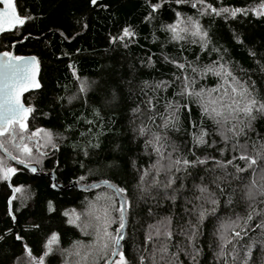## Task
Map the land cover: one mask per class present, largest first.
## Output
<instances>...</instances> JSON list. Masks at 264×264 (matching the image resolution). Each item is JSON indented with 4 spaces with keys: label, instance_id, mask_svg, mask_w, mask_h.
<instances>
[{
    "label": "trees",
    "instance_id": "1",
    "mask_svg": "<svg viewBox=\"0 0 264 264\" xmlns=\"http://www.w3.org/2000/svg\"><path fill=\"white\" fill-rule=\"evenodd\" d=\"M205 3L229 12L216 15L198 5L205 12L201 15L191 4H177L176 0H97L96 5L91 0H15L16 12L28 19L22 26L0 35V50L13 49L15 56L32 55L37 59L40 87L23 96L24 103L33 109L27 123L30 131H50L55 147H41L40 152L45 153L42 156L33 149L32 161L40 166L39 174L14 166L17 171L10 175V181L0 179V264H38L41 258L43 264H77L80 257L76 253L82 252L77 242L87 245L92 241L82 231V224L87 221L82 214L89 211V203L104 193L114 197L116 208L120 206L117 195L107 186L54 190L50 177L44 175L50 171L65 186L105 180L126 190L123 197L129 202L127 226L119 253L125 254L128 264H141V257L144 264H154V260L156 264H223L217 256V229L229 218L247 217L253 207L259 215H254L247 235L237 244V264H264V227H256L264 222V203L260 202L264 198L257 197L252 204L245 195L246 186L261 177L252 169L237 173L233 165H228L226 175L215 163L236 156L234 165L246 168L245 162L238 159L241 151H233L232 145L247 144L249 154L255 156L252 145L264 144V114L256 113L244 134L225 144L216 125L198 104L178 95L184 76L196 80L197 89L216 87V76L201 78L200 73H193L187 66L202 71L219 61L264 99V15L257 14L264 0ZM156 4L160 7L153 12ZM235 9L242 11L232 16L231 10ZM177 12L185 18L191 16L207 33L203 50L198 38H171L166 26L176 21ZM125 28L134 36L114 39L122 36ZM193 39L197 42L192 43ZM177 63L185 64L186 69L181 71ZM82 81L88 85L84 92L80 90ZM162 82L165 86L157 88ZM149 99L159 112L168 102L189 104L190 110L181 108L178 113L176 128L168 130L170 140L179 148L174 155L189 160L209 158L206 164L188 169L190 175L183 171L174 173L179 179L169 189L151 187L153 177L165 182L168 177L163 173L156 175L153 165L157 155L152 146H146L150 137L140 136L138 131L142 122L150 124L152 132L159 131V118L156 124L147 120L145 102ZM137 107L141 113L134 114ZM201 129L210 135L205 137L206 144L196 146L193 137ZM0 140L5 141L13 155L22 156L6 137ZM253 167H264V161ZM217 177L222 178L219 188L214 183ZM196 185L207 186L215 193L218 206L216 214L207 216L199 226V234L190 240L203 203L195 199L200 196ZM12 187L21 191L15 192L9 210ZM212 207L204 203L209 212ZM75 215H81V219L69 223ZM112 218L116 223L109 231L115 235L119 212L113 211ZM166 218L171 220L169 230L173 233L168 241L157 237L156 229L150 227L167 222ZM53 234L58 242L45 256ZM165 242L168 254L161 260L157 248ZM109 245L107 261L112 255L110 241ZM194 248L199 250L195 261ZM249 248L251 252L246 255ZM119 253L113 263L120 258ZM227 259L231 264L232 257Z\"/></svg>",
    "mask_w": 264,
    "mask_h": 264
},
{
    "label": "snow or ice",
    "instance_id": "2",
    "mask_svg": "<svg viewBox=\"0 0 264 264\" xmlns=\"http://www.w3.org/2000/svg\"><path fill=\"white\" fill-rule=\"evenodd\" d=\"M0 3L5 5L7 9H12L11 12L0 13V33L5 31H13L16 26L23 25L28 18H21L18 13L14 11L15 5L14 0H0ZM93 5L97 4V0H91ZM177 4H191L193 8H197L201 15L205 12L201 10L209 9L212 13L220 15L222 12H229L228 9H222L218 11L215 8H211L210 5L205 3V0H176ZM198 5L201 8H198ZM160 7L159 4L152 6V11H156ZM242 11L241 9L231 10V15L235 16L237 12ZM258 15H264V3L260 5V11L257 12ZM177 19L174 23L166 26V30L172 35L171 38L174 41H183L187 36L193 38H198L202 43V50L207 46V33L203 31L198 21L194 20L191 16L182 17L181 13H176ZM147 19V17H146ZM5 24L9 27L5 28ZM134 36V33L129 29L125 28L123 30V35L119 38L123 40L125 37ZM197 39H193L192 43H196ZM7 58V59H4ZM35 58H30L25 60L20 57H13L10 53L5 52L0 54V137H6L8 143L15 148L23 157L27 159L33 158V149L39 155H45V153L40 152L41 147H46L52 144L55 147L53 141V134L50 131L44 129H36L35 131H30L28 127V115L32 113L33 109L31 107H25L21 102L20 97L23 91L27 90V85L31 83L35 87H39L34 81H29L27 75L28 66L35 64ZM176 67L181 71L186 69V65L183 63H177ZM187 67H191L193 73H200L201 78L207 75L216 76L219 80L216 87L208 89L200 87L197 89L195 87L196 80L189 76H184L182 81V87L178 93L181 97H187L190 102H195L201 108L202 113L207 116L216 125V130L221 137V140L225 144L229 143L235 137H239L244 134V129L251 126V121L256 119V113L264 114V99L258 97L248 86H246L242 81L233 75L224 64L219 61H213L212 64L205 66L201 71L196 67H192L190 64ZM179 79V77H177ZM147 86V85H146ZM165 86L162 82L157 84L156 87L160 88ZM88 88L86 82H81V91L84 92ZM147 111L149 115L147 120L151 124H156L157 118L162 122L156 124L159 131L152 132L150 124L143 123L140 125L138 131L140 136L150 137L146 140V146H152V151L156 153L157 160L153 169L156 175L161 173L165 174L168 179L165 181L156 180L155 177L152 178L151 187H163L164 189L171 188L179 177L174 176V173L178 172H188V169L194 168L197 165H203L208 162L209 158L201 159L197 157L196 160H189L186 157L180 155H174L179 152L178 146L170 140L168 136V130L176 128L179 123L178 113L181 108L190 110L189 104L181 105L177 102H168L163 112H159L156 104L152 99L147 100ZM134 114L141 113V109L137 107L133 109ZM88 123H92L89 121ZM42 134V135H41ZM210 135L209 132L201 129L198 135L194 134V144L196 146H201L207 143L205 139L206 136ZM38 138L34 140L33 138ZM40 140L44 143L41 144ZM215 143V142H213ZM169 149H171L169 151ZM233 151L240 150L241 155L238 157L246 164V168L240 167L239 165H234V161L237 159L233 156L232 159L227 161H216V166L225 171L227 175L228 165H233L236 168L237 173H242L248 169H252L253 172H257L261 179L253 181L251 185L246 186V197L252 203L257 202V197L264 198V167L256 169L253 166L258 164V161H264V144L257 146L252 145L253 151H255V156H252L248 152L247 144H233ZM0 151H3L9 159L16 160L18 163H25L23 159H18L17 156L13 155L5 141L0 140ZM224 149H221V155H223ZM194 154V153H193ZM37 162H39L37 160ZM27 166V165H25ZM17 171L16 168L7 167L3 161H0V179L8 180L11 174ZM32 171H36L35 167ZM146 176L148 173L145 174ZM83 179V177H81ZM145 177L142 176L141 180ZM203 179V178H202ZM221 177H217L214 183L217 187H220L219 181ZM108 188L112 189L115 194H117L122 203L118 208L115 207L113 196H108L104 193L97 195L95 202L89 203V211L82 215L87 216V221L82 224V231L85 235L91 236L92 241L90 244L84 245L81 242H77L80 245L82 252L78 251L76 253L80 259L77 264H98V261H104L107 264L105 257L109 251V241L111 242V251L115 253L117 251L116 246L120 244V241L124 239V229L126 228V213L128 211L129 202L123 197L125 189L116 187L111 183L105 181L103 182ZM55 186V185H54ZM99 185H93L92 187H98ZM199 189L200 196L195 199L202 201L203 203L199 206L198 211V222L192 225V230L189 234V239H194L199 234V226L203 224L207 216L215 215L218 206V200L215 193L210 192L207 186L196 185ZM21 189L16 188L15 192H20ZM142 191L147 192V189H142ZM223 192V189L220 188ZM173 200L175 197H171ZM106 201V203H104ZM264 203V199L260 201ZM204 203L211 204L213 207L209 212L208 209L204 208ZM231 203V200H229ZM119 212V227L115 229V235L109 231L112 224L116 221L112 218V212ZM75 214V210H73ZM68 215V213H65ZM254 215H259L256 209L253 207L248 213L247 217L237 216L235 220L229 218L227 223H222L217 229L219 234V251L217 256L223 259V264H229L227 257H232L231 264H237L239 257V249L237 244L243 236L247 235V230L249 229V222L253 220ZM81 219V215H75V219H70L69 223L75 224ZM167 222L161 221L159 226H150L156 229L155 235L157 237H164L165 241L171 240L173 233L169 230L171 220L166 218ZM257 228L264 227V222L257 224ZM183 234V233H182ZM20 239V237H17ZM149 240L152 236L149 235ZM58 242V237L53 234L48 244L46 245L48 251L45 252V256L48 252L52 251V245ZM230 246V249H229ZM157 251L161 253V260H165L168 254V243H162ZM193 261L199 255L198 249H193ZM251 248L248 249L250 254ZM31 256V252L28 253ZM155 256V253L153 254ZM119 261L114 262V264H128L125 254L123 252L119 253ZM38 264H43V258L38 261ZM141 264H144V258L141 257ZM154 264H156L154 260ZM166 264L168 262L166 261Z\"/></svg>",
    "mask_w": 264,
    "mask_h": 264
},
{
    "label": "water",
    "instance_id": "3",
    "mask_svg": "<svg viewBox=\"0 0 264 264\" xmlns=\"http://www.w3.org/2000/svg\"><path fill=\"white\" fill-rule=\"evenodd\" d=\"M14 5H15V0H14ZM12 9H7L5 7V5H3L2 3H0V13H5V12H11ZM14 11L16 12V6L14 8ZM17 13V12H16ZM22 18V17H21ZM5 28H8L9 25L8 24H5L4 25ZM18 26H22V25H18ZM16 26V27H18ZM5 32H10V31H5ZM5 32H2V33H5ZM0 33V34H2ZM5 52H0V54H3ZM11 56H13V53H10ZM14 57V56H13ZM34 56L32 55H24L20 58H24L25 60L27 59H30V58H33ZM35 58V57H34ZM4 59H7V58H4ZM36 60V63L35 64H31L28 66V69H27V75H28V79L29 81H34L35 84H38L39 87H40V83H39V70H40V67H39V63L37 61V59L35 58ZM39 87H35L33 86L31 83H29L27 85V90L26 91H23V94L22 96L20 97L21 99V102L25 105V107H29L28 105H26L23 101V96L28 93V92H32V91H36L39 89ZM30 114L28 115V118H29ZM4 153V152H3ZM5 154V153H4ZM6 155V154H5ZM7 156V155H6ZM12 160V159H11ZM12 162L24 169H27L32 175H35V174H39L40 173V166L36 163H31V164H26V163H18L16 160H12ZM27 165V166H25ZM35 167L36 171H32V168ZM44 175L50 177L51 181H52V184H51V187L54 189V190H66V189H69L71 187H75V188H78V189H91V188H95V187H92L93 185H99V186H107L106 184H104L103 182H105V180H100V181H97L95 183H92V184H88V185H85V184H78V183H70L68 185H62L61 183H58L57 182V178H56V175L54 174L53 171H50L48 173H44ZM8 181H10V178L8 179ZM55 185V186H54ZM15 187H12V193H11V196L10 198L8 199V203H9V210H10V204H11V199L13 198L14 194H15ZM117 195V194H116ZM118 199H119V202L120 204L122 203V200L121 198L117 195ZM126 223V226H127V219L125 221ZM125 231H126V228L124 229V237H125ZM124 240V239H123ZM123 240L120 241V244L118 246H116L117 248V251L115 253L112 252V255L110 256V258L108 259L107 261V264H112L113 261L115 260V258L117 257L120 249H121V246H122V243H123Z\"/></svg>",
    "mask_w": 264,
    "mask_h": 264
},
{
    "label": "rangeland",
    "instance_id": "4",
    "mask_svg": "<svg viewBox=\"0 0 264 264\" xmlns=\"http://www.w3.org/2000/svg\"><path fill=\"white\" fill-rule=\"evenodd\" d=\"M33 139L36 140L35 137H34ZM0 155H2V156H0V161H3V162L6 164L7 167L15 168L14 166H18V165H16V164H14V163L12 162V160L9 159L8 156H6V155L3 153V151H0ZM1 158H2V159H1ZM5 159H6V160H5ZM7 159H8V160H7ZM18 159H23V160L25 161L26 164L35 163L34 161H32L33 158H32V159H27V158H25V157H23V156H18ZM77 222H78V221H77ZM79 225H81V223H79ZM116 261H119V259L116 260ZM116 261H115V262H116ZM113 264H114V263H113Z\"/></svg>",
    "mask_w": 264,
    "mask_h": 264
},
{
    "label": "flooded vegetation",
    "instance_id": "5",
    "mask_svg": "<svg viewBox=\"0 0 264 264\" xmlns=\"http://www.w3.org/2000/svg\"><path fill=\"white\" fill-rule=\"evenodd\" d=\"M0 35H1V34H0ZM0 52H8V53H13V56H14V57H22V56H15L13 49H11V50H6V49H3V50H0Z\"/></svg>",
    "mask_w": 264,
    "mask_h": 264
}]
</instances>
